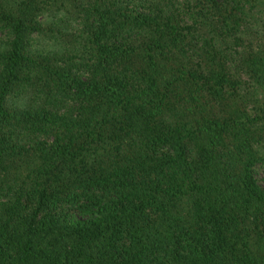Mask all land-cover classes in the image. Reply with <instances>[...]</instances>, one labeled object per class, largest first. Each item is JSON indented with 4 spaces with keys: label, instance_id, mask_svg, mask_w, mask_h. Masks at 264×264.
I'll return each instance as SVG.
<instances>
[{
    "label": "trees",
    "instance_id": "obj_1",
    "mask_svg": "<svg viewBox=\"0 0 264 264\" xmlns=\"http://www.w3.org/2000/svg\"><path fill=\"white\" fill-rule=\"evenodd\" d=\"M0 264H264V0H0Z\"/></svg>",
    "mask_w": 264,
    "mask_h": 264
}]
</instances>
